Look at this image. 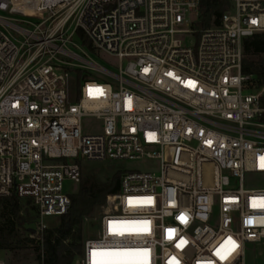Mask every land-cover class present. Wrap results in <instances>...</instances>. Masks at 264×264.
Instances as JSON below:
<instances>
[{
	"label": "built area",
	"instance_id": "2783aa9c",
	"mask_svg": "<svg viewBox=\"0 0 264 264\" xmlns=\"http://www.w3.org/2000/svg\"><path fill=\"white\" fill-rule=\"evenodd\" d=\"M200 2L0 0V199L32 201L34 234L69 211L80 157L157 161L160 174L121 173L73 264H246L247 243L264 250V188L245 182L264 175V83L243 72L264 0H231L197 31ZM75 35L126 64L91 61ZM85 116L103 131L85 134Z\"/></svg>",
	"mask_w": 264,
	"mask_h": 264
},
{
	"label": "trees",
	"instance_id": "16d2710c",
	"mask_svg": "<svg viewBox=\"0 0 264 264\" xmlns=\"http://www.w3.org/2000/svg\"><path fill=\"white\" fill-rule=\"evenodd\" d=\"M231 6V0H201L199 14L193 22L197 31L204 30L215 23H221L222 15ZM264 34L259 33L244 40L243 72L256 76L257 84L264 83ZM82 75L77 71V78ZM120 175L117 171L110 184L94 190L82 186L76 195L70 196L71 207L57 227L46 228L36 235L31 232L38 219L36 207L30 199H21L16 195L0 199V250L17 248L13 237L21 230L30 236L22 238L24 243H33L39 264H73L76 256L82 252V224L85 217L101 206L106 195L115 193L120 187ZM23 200H26L23 203ZM30 206V207H29ZM32 209L36 212L32 214ZM35 229V228H34ZM68 241L66 242V240ZM17 243V242H16Z\"/></svg>",
	"mask_w": 264,
	"mask_h": 264
},
{
	"label": "rangeland",
	"instance_id": "374dc122",
	"mask_svg": "<svg viewBox=\"0 0 264 264\" xmlns=\"http://www.w3.org/2000/svg\"><path fill=\"white\" fill-rule=\"evenodd\" d=\"M197 19L195 14H191L188 17L189 22H194ZM74 41L82 46L86 52L88 58L109 69L112 72L117 73L121 64L125 65L126 61H120L119 58L105 50L93 49L90 46L89 41L84 38L80 39L79 35L74 36ZM197 41V37L193 34L186 36L185 43L187 45H193ZM75 51L78 49L74 48ZM86 78L95 77L99 80H110L109 75H101L94 70H86L84 73ZM79 83L77 81L76 73L70 75L68 81L67 90L69 92L70 102H76L78 96ZM82 130L85 134L101 133L103 131V120L95 116H85L81 121ZM81 166V181L76 182L70 178L64 180V191L69 196L76 195L82 186H86L91 190L97 187H102L110 184L113 175L119 171L120 173L139 170L149 171L154 170L157 174H160L156 170L157 161L153 159L142 160H87L82 157L78 159ZM246 185L253 188H264V175H251L246 177ZM26 200H23L25 203ZM30 207V206H29ZM36 211L32 209V214ZM100 206L95 211L87 216L82 224V235L87 237L91 235L98 224V217L100 216ZM62 220L60 216H46L44 217V223L49 227H57ZM37 229V222L33 225ZM29 236L26 232H18L13 237V241L17 248L14 250L3 251L0 250V259L5 261L6 264H39L36 259V252L34 250L33 243H24L23 237ZM17 242V243H16ZM246 264H264V250L261 249L259 244L247 243L246 244Z\"/></svg>",
	"mask_w": 264,
	"mask_h": 264
},
{
	"label": "water",
	"instance_id": "95a60500",
	"mask_svg": "<svg viewBox=\"0 0 264 264\" xmlns=\"http://www.w3.org/2000/svg\"><path fill=\"white\" fill-rule=\"evenodd\" d=\"M35 231H36V230H35L34 228H32V229H31V232H33V233H34Z\"/></svg>",
	"mask_w": 264,
	"mask_h": 264
}]
</instances>
